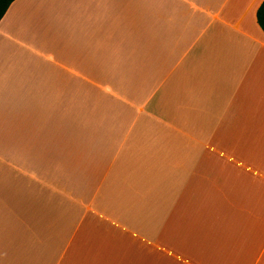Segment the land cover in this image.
<instances>
[{
	"label": "crops",
	"instance_id": "crops-1",
	"mask_svg": "<svg viewBox=\"0 0 264 264\" xmlns=\"http://www.w3.org/2000/svg\"><path fill=\"white\" fill-rule=\"evenodd\" d=\"M263 1L15 0L0 264H264Z\"/></svg>",
	"mask_w": 264,
	"mask_h": 264
},
{
	"label": "trees",
	"instance_id": "trees-1",
	"mask_svg": "<svg viewBox=\"0 0 264 264\" xmlns=\"http://www.w3.org/2000/svg\"><path fill=\"white\" fill-rule=\"evenodd\" d=\"M14 1L15 0H0V21L2 20L8 8ZM256 20H257L259 27L264 32V1L262 2V4L257 10Z\"/></svg>",
	"mask_w": 264,
	"mask_h": 264
}]
</instances>
